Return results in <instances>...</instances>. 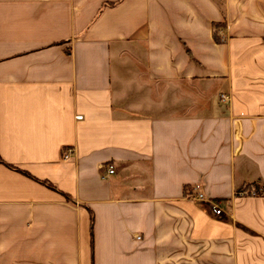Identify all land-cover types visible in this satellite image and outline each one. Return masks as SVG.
Returning <instances> with one entry per match:
<instances>
[{
	"label": "crops",
	"instance_id": "crops-1",
	"mask_svg": "<svg viewBox=\"0 0 264 264\" xmlns=\"http://www.w3.org/2000/svg\"><path fill=\"white\" fill-rule=\"evenodd\" d=\"M0 159V264H264V0H0Z\"/></svg>",
	"mask_w": 264,
	"mask_h": 264
},
{
	"label": "trees",
	"instance_id": "trees-1",
	"mask_svg": "<svg viewBox=\"0 0 264 264\" xmlns=\"http://www.w3.org/2000/svg\"><path fill=\"white\" fill-rule=\"evenodd\" d=\"M223 26L224 25H221V24H213V29H214V33H213V38H214V41L215 42H217V43H223V40H224V37L222 38L221 36H219L218 35V30H223ZM1 163H3L2 162V160L0 159V164ZM3 164H5V163H3ZM10 170H12V171H17L18 173H20V174H22L23 176H26V177H30L31 179H33L34 181H36V182H38L39 184H41L42 186H45L46 188H48V189H50V190H53V191H56V192H58L59 191V189H56V187L54 186V185H52L50 182H48V181H40V180H38V179H36L35 177H33V176H31L30 174H28L27 172H25V171H23V170H21V169H19L18 167H13V166H11V165H7V164H5ZM255 191H257V188L256 189H254ZM60 192V191H59ZM189 192H191V190H190V188H188V187H186L185 189H184V193L185 194H187V193H189ZM61 193V192H60ZM63 196H64V198H65V200L67 201V202H71V199H70V197L68 196V195H66V194H64V193H61ZM90 217H91V222L93 221V217H92V215H90Z\"/></svg>",
	"mask_w": 264,
	"mask_h": 264
},
{
	"label": "built area",
	"instance_id": "built-area-1",
	"mask_svg": "<svg viewBox=\"0 0 264 264\" xmlns=\"http://www.w3.org/2000/svg\"><path fill=\"white\" fill-rule=\"evenodd\" d=\"M219 99H220V102L222 104H225V103H227L229 101V98H228L227 95H220ZM106 171L110 175L114 174L113 173V168L111 166L107 167ZM198 190H199V186H196L194 188V191L196 193L192 196V198L195 199V200H197V201H199V202L200 201H206L205 198L203 197V195L201 193L200 194L198 193ZM247 193L250 196H257L259 194L255 190H251V191H249ZM209 204H210L211 212H213L214 215L220 216L222 214V212L220 211V209H219V207H218V205L216 203L209 202Z\"/></svg>",
	"mask_w": 264,
	"mask_h": 264
},
{
	"label": "rangeland",
	"instance_id": "rangeland-1",
	"mask_svg": "<svg viewBox=\"0 0 264 264\" xmlns=\"http://www.w3.org/2000/svg\"><path fill=\"white\" fill-rule=\"evenodd\" d=\"M127 81H131V80H127Z\"/></svg>",
	"mask_w": 264,
	"mask_h": 264
}]
</instances>
